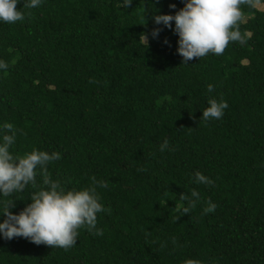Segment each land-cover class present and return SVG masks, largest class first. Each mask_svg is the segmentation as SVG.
<instances>
[{"label": "trees", "instance_id": "16d2710c", "mask_svg": "<svg viewBox=\"0 0 264 264\" xmlns=\"http://www.w3.org/2000/svg\"><path fill=\"white\" fill-rule=\"evenodd\" d=\"M23 2V20L0 22V123L13 124L16 154L60 152L47 172L66 187L107 182L103 234L81 227L68 249L0 237V264H264V0L241 4L244 43L187 64L177 34L153 22L183 0ZM210 96L228 107L206 121ZM197 170L212 183H195ZM193 189L199 199L181 213L180 193ZM32 190L4 197L10 211Z\"/></svg>", "mask_w": 264, "mask_h": 264}, {"label": "clouds", "instance_id": "9594fccd", "mask_svg": "<svg viewBox=\"0 0 264 264\" xmlns=\"http://www.w3.org/2000/svg\"><path fill=\"white\" fill-rule=\"evenodd\" d=\"M20 0H0V22L14 23L24 19L21 8H16ZM42 0H24L22 7L37 8ZM131 0H121L127 8ZM244 0H183V6L174 13H159L153 16L156 25L172 28L177 34L176 51L187 64L193 57H204L209 53L221 54L230 41L244 43L246 33L239 29L242 19L241 4ZM175 8V4L169 5ZM174 21V26L171 22ZM161 29H152L151 35L157 36ZM146 42V36L144 35ZM167 43V40H165ZM8 63L0 58V70H6ZM212 92L213 85H207ZM228 107L223 98L210 96L207 106L202 110L204 120L219 119ZM16 141V130L11 122L0 123V237L11 239L24 237L36 244L44 243L53 247L68 249L76 243L78 229L86 227L94 235H102L103 229L97 227V213L103 211L97 188L107 187L105 180L91 178V183L83 187H66L59 179L48 175L47 165L61 157L58 151L32 148L23 155L11 149ZM169 142L165 138L159 145L163 152ZM171 150V149H169ZM42 175V184L37 185L36 177ZM195 183L211 184L212 180L195 171ZM29 185L30 202L19 212L10 211L13 199H4L21 192ZM199 192L193 189L189 194L180 193L179 198L186 206L179 209L189 213L199 199ZM175 243V237H173ZM183 264H203L196 258H187Z\"/></svg>", "mask_w": 264, "mask_h": 264}, {"label": "rangeland", "instance_id": "374dc122", "mask_svg": "<svg viewBox=\"0 0 264 264\" xmlns=\"http://www.w3.org/2000/svg\"><path fill=\"white\" fill-rule=\"evenodd\" d=\"M255 7L257 8V9H259V10H262L264 7L261 5V4H255ZM248 19V17L247 16H245V17H243V21H245V20H247Z\"/></svg>", "mask_w": 264, "mask_h": 264}]
</instances>
